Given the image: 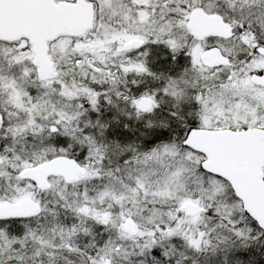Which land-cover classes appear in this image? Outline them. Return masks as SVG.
Masks as SVG:
<instances>
[{
  "label": "snow or ice",
  "instance_id": "1",
  "mask_svg": "<svg viewBox=\"0 0 264 264\" xmlns=\"http://www.w3.org/2000/svg\"><path fill=\"white\" fill-rule=\"evenodd\" d=\"M0 264H264V0H0Z\"/></svg>",
  "mask_w": 264,
  "mask_h": 264
}]
</instances>
